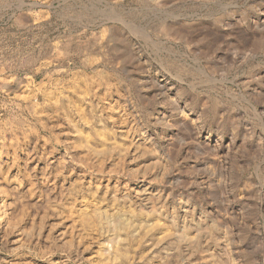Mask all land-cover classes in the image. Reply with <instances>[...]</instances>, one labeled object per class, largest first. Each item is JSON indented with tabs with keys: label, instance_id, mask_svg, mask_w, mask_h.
Instances as JSON below:
<instances>
[{
	"label": "rangeland",
	"instance_id": "374dc122",
	"mask_svg": "<svg viewBox=\"0 0 264 264\" xmlns=\"http://www.w3.org/2000/svg\"><path fill=\"white\" fill-rule=\"evenodd\" d=\"M0 264H264V0H0Z\"/></svg>",
	"mask_w": 264,
	"mask_h": 264
}]
</instances>
